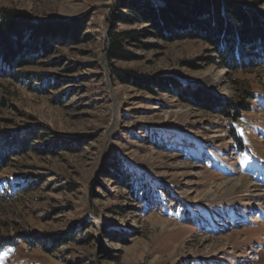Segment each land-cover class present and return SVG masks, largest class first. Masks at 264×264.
<instances>
[{
  "label": "rangeland",
  "instance_id": "374dc122",
  "mask_svg": "<svg viewBox=\"0 0 264 264\" xmlns=\"http://www.w3.org/2000/svg\"><path fill=\"white\" fill-rule=\"evenodd\" d=\"M118 8L0 0L40 25L83 24L79 36L50 34L47 51L11 70L18 79L0 71V138L12 140L0 170V264H264V60L236 70L193 28L161 37L125 23L119 31L149 34L109 59ZM114 69L176 84L152 92ZM180 87L205 90L212 104ZM239 100L248 110L219 112ZM28 133L36 138L24 146ZM238 177L250 194L226 184Z\"/></svg>",
  "mask_w": 264,
  "mask_h": 264
},
{
  "label": "trees",
  "instance_id": "16d2710c",
  "mask_svg": "<svg viewBox=\"0 0 264 264\" xmlns=\"http://www.w3.org/2000/svg\"><path fill=\"white\" fill-rule=\"evenodd\" d=\"M120 23L147 24L153 28L154 35L161 37L179 28H193L207 42L216 46L224 64L236 70L247 68L254 60H264V8L258 1L119 0L118 12L113 17L114 27L108 35L109 59H125L126 46L149 34L145 29L119 31L117 25ZM71 24L40 25L23 11L0 10V71L18 79L19 73L11 70L32 64L35 55L47 51L50 34L60 37L79 36L83 24L80 21L79 26ZM113 71L121 82L132 81L140 88L152 92L156 88L169 92L168 86L176 84L173 79H143L128 75L120 69ZM244 91L249 94L247 88L242 90L243 93ZM178 94L193 102L209 106L212 104V95L200 88L180 87ZM218 105L221 114L232 117L249 108L242 100L237 104L233 102ZM34 138L35 133H28L22 144L27 146ZM11 143L6 137L0 138V170L10 162L8 145Z\"/></svg>",
  "mask_w": 264,
  "mask_h": 264
},
{
  "label": "bare ground",
  "instance_id": "6f19581e",
  "mask_svg": "<svg viewBox=\"0 0 264 264\" xmlns=\"http://www.w3.org/2000/svg\"><path fill=\"white\" fill-rule=\"evenodd\" d=\"M226 184L230 185L231 190L235 191H242L250 194L251 190V182L246 178H235V179H229L226 181Z\"/></svg>",
  "mask_w": 264,
  "mask_h": 264
}]
</instances>
